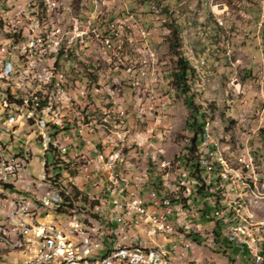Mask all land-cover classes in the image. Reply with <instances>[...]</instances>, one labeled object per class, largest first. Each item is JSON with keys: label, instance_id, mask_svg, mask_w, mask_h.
<instances>
[{"label": "rangeland", "instance_id": "1", "mask_svg": "<svg viewBox=\"0 0 264 264\" xmlns=\"http://www.w3.org/2000/svg\"><path fill=\"white\" fill-rule=\"evenodd\" d=\"M86 1L89 0H73V9L82 10ZM96 1L97 10L103 11V25L109 21L108 26H102V33L114 27L120 29L116 37L120 49L116 48L115 57L112 55L111 74L102 69L104 60L101 55V61H91V56L78 47V51L74 49L75 52H70L68 57L75 66L64 62L62 64L66 67H57L59 52L52 50L35 61L40 73L52 75V82L56 78L59 82H67L70 87L79 88L73 89V96H77L84 109L90 112L87 113L90 114L87 122L91 127L85 128V135L97 138L99 144L109 149L110 162L121 171L118 172L119 180L130 178L138 190H147L148 177L152 174H157L158 178L161 176V179L164 177L165 182L178 186L185 193L183 203L186 208L182 211L186 213L195 200L189 198L194 187L182 162L191 137L186 127L189 110L171 81L175 57L168 48L172 25L178 24L182 37L180 49L193 68H197L195 73L198 71L191 88L196 95L195 102L216 107L213 114H208L205 134L210 137L212 148H216L213 150L217 158L226 165L222 166L218 160L214 163V170L218 173L225 169L232 175V171H237L243 177L242 180L231 178L229 181V184L237 183L239 195L236 193L231 198L236 202L241 200L242 208L235 205L236 210L226 211L222 202L220 211L225 213L215 214L225 219L222 220L224 228L237 222L250 231L259 230L260 223L264 222V135L260 133L264 131V0ZM11 4L12 0L0 2L3 11L11 9V15H18L19 6ZM59 10L56 15H63V8ZM127 10L137 16L130 19L125 14ZM4 16L10 19L9 13ZM47 20L45 27L50 25L56 32L52 5ZM122 63L138 84H129L128 77H123ZM62 93L63 89L52 95L53 108L49 114L41 115L45 125L56 124L60 128L62 121L72 124L71 118H76L79 101H72ZM116 102L124 103L123 111H130L132 115L117 111ZM137 110L142 111L141 116H137ZM19 114L20 121L28 122V128L24 125V129L34 141L31 160L24 163L21 174L29 172L36 180H44L45 176L49 180L64 177L63 171L52 168L54 156L47 160L42 155L45 149L42 122L31 119L27 111H19ZM85 114L78 112V120H86ZM56 133L52 140L60 136ZM49 134L52 136L51 131ZM241 158L252 165L254 172L247 171L239 161ZM106 164L108 160H102L101 154H94L90 166H81L77 176L62 180L63 185L67 181L74 182L89 199L105 202L106 193H91L92 189L107 188L108 181L92 180L83 186L79 177L96 176L97 170L104 172ZM154 180L150 182L156 183ZM241 188L247 190L244 195ZM208 203L197 198L193 213L197 214L198 208L207 204L208 216L204 221H189L197 224L194 225L195 233L204 235V240L210 236L212 228L207 220L214 214ZM249 223L255 226H249ZM187 252L189 255L192 250ZM232 255L229 251L228 256Z\"/></svg>", "mask_w": 264, "mask_h": 264}, {"label": "built area", "instance_id": "2", "mask_svg": "<svg viewBox=\"0 0 264 264\" xmlns=\"http://www.w3.org/2000/svg\"><path fill=\"white\" fill-rule=\"evenodd\" d=\"M97 3L89 0L82 5V10H74L73 0H52L53 25L56 26L55 46H61V49L73 52L74 47H81V51L91 56V61H101V55L104 60L102 69H106L108 74H111L113 57L120 49V42L116 34H102V26H108V21L106 25H103V11L97 10ZM11 6H19L18 15H11V9H9L11 29L17 35L26 37L25 49H27L28 58L41 60V45L31 39L29 34H23V24L33 26L29 1L12 0ZM56 8H63V15H56ZM125 14L132 18L137 16L130 10H127ZM58 62L76 65L68 61L66 57H59ZM122 65L124 66L123 77H128V83L138 84L133 80L134 75H129L127 66L124 63ZM0 72L14 73L12 57L7 55V45L1 43ZM53 83L62 86L67 98L79 101V108L75 109L76 118H71L72 128L64 126L60 129L58 138L63 143V156L69 157L77 169H81V166H90L94 154H101L102 160H108L107 172L97 170L96 176H81L79 179L83 182V186L90 184L92 180H99L112 181V187H118V194H110V188L92 189L91 193L94 195L106 193L107 198L117 202L115 220H118V227H111L100 220L99 214L90 211L89 214H94V221H87V217H82V210L46 176L44 180H36V177L29 172H23L20 178H13V169H16V166L30 162L34 141L29 132L24 129V125L28 128V122L18 120L10 111L0 110V181H6V188L0 189L10 190V201L0 199V235H5L10 242H15L16 228H23L28 236L36 237V251L28 252L22 262L13 263L7 258V262L0 264H30V258L33 255H41L40 264H190L186 252L197 244L187 239V232L195 231L194 227L187 224V219L194 213H183L179 191L172 183L163 182L166 184L165 192H172L177 197V205H166L163 202L165 192H156L150 187L147 190H138L130 178L119 180L114 174L113 163L110 162L109 149L99 144L97 138H88L85 135V128L91 125L87 120H78V112L90 113L84 109V104L77 96H73V89L79 88L70 87L67 82H59L56 78ZM0 103H15V96L0 93ZM123 104L116 102V110L124 112L125 115H132L130 111H123ZM136 112L137 116H141V110ZM40 126L44 133L45 149L42 155L45 157L48 151L49 131L48 127ZM209 142H211L210 139ZM202 146H205V143ZM203 180H207V176L200 177L199 186L207 190L203 187ZM13 193H20L21 201H14ZM218 193H222L221 185ZM206 206L207 204H204L202 209ZM34 213L42 214V227H34ZM129 216L151 220V226L160 227L161 232L167 233L171 246L167 247L161 242H146L144 236L138 235L136 228L130 226ZM213 218L220 224L221 231L216 236L213 228H210L209 239L203 240L206 247L220 248L226 242L244 252V257L251 264H264V242L250 244V242L236 240L239 229L222 228V220L225 219L216 216L215 213ZM11 219H23V227H11ZM52 219L60 220V226L67 229V236L55 235ZM121 238H135V245L133 247L119 246ZM174 254L182 261L181 263L174 261L172 257ZM234 262H240L238 255L234 258ZM199 264L202 263L199 261ZM203 264L220 263L210 259Z\"/></svg>", "mask_w": 264, "mask_h": 264}, {"label": "bare ground", "instance_id": "3", "mask_svg": "<svg viewBox=\"0 0 264 264\" xmlns=\"http://www.w3.org/2000/svg\"><path fill=\"white\" fill-rule=\"evenodd\" d=\"M27 1H29L30 18L33 19V26H30V24H23V34H29V37L31 39H33L39 45H41L40 58L45 57V55L48 52H51L52 50H55V52L57 53L60 51L64 52V56L66 58L69 57L70 52L72 53L73 51H69L68 49H61V46H55L56 32H53L51 30L50 25L48 27L47 26L45 27V22L48 21L47 20L48 12L51 9L52 0H27ZM93 2H97V1L93 0ZM97 8H98V4H97ZM59 9L61 8H56V11H60ZM6 13H9V11H3V8H1L0 6V43L3 44V41H8V44H6L7 55L8 57H12L14 73L0 72V93H5V95L7 96H15V103H0V110L10 111L18 120L21 117L19 111H27L28 113L31 114L30 115L31 119L36 120V122H40V123L42 122V125L46 127L49 124L45 125L43 120L41 121V115L45 112L49 114V110L53 108L52 95L62 91L63 88H61V86L59 88L58 86H55L56 87L55 90L53 88L51 89L50 85L52 83V75L51 76L48 74L42 75L38 70V67L35 62L37 58H28L27 49H25L26 37L24 35H17L16 33H14L13 29H11L10 27V19L4 16ZM129 18L133 19L132 17ZM119 31H120L119 27L117 28L114 27V29H111L108 32L102 34H109L111 32L112 34L118 35L117 32ZM78 48L81 49V47ZM74 49L76 50V47H74ZM34 94H38V95L40 94V96L42 97L47 96L49 101V102L47 101L49 103L48 106L42 109H37V107H35L34 105L29 106L28 102L30 101V97H32ZM22 99L24 100L21 101ZM18 104L23 106L21 107ZM209 139L210 137L204 134L203 140L198 147V151L201 155V162H200L201 167L209 170L208 172H206L204 176V177L207 176V180L204 181L206 182V184L212 185L210 189L213 192L220 191V185H221L222 193L219 194L223 198L226 211L230 209L236 210L235 205H237L239 208H242L243 202L241 200H239V202H236L231 198L234 196V194L237 193V189H238L237 183L234 181L233 183L229 184L231 178H237L236 180H242L243 179V177H241L242 173L237 171H232L233 175L231 176V173H229L231 171H227L225 169L218 173L215 172L214 163L220 159L217 158L212 148V143L209 142ZM50 141L52 143V146L54 147L53 149L63 152V143H61L60 140H58V138L53 140L52 138H48V142ZM204 143L205 146H202ZM239 161L243 162L242 165L245 168H247L248 172H254L252 165H249L248 164L249 162L245 161L244 158H241ZM218 162H221L220 164L222 166L226 165V163L223 160H220ZM69 163L71 164L72 169L77 172L76 174H78L77 167L73 163H71V160L69 161ZM113 167H114V174L117 175L119 179L118 172L121 171L119 170V168L116 167L115 164H113ZM104 168H105L104 172H107L108 164H106ZM22 169H24V163L22 164V166H16V169H13V178H20ZM210 171H212V173ZM248 177L250 178L252 176L250 175ZM216 178L218 181L216 180ZM161 181H162L161 185L163 188V192H165L166 184L163 183L165 182L164 177L163 179H161ZM0 188H6V181H0ZM107 188L112 189L111 190L112 194H118V187H112V181H108ZM174 188L177 191H179V200L182 203L185 200V193H182L181 192L182 190H180L178 186H174ZM0 199L2 201H10V190L0 189ZM13 200L21 201V194L13 193ZM104 200L105 202H103V200L100 199L98 203L94 204L92 207L83 206V208L81 209L82 217H87V221H94V214H99L100 220L103 219V222H106V224L110 225V223H112L113 217L114 218L117 217V202H112L110 198ZM173 200L176 202H173ZM163 202L166 205H177V197L172 192H165L163 193ZM108 207L110 208V210H107ZM89 211L94 214H89ZM130 217L134 219L139 216H130ZM129 223L130 226L133 227L131 220H129ZM33 225L34 227H42V220L40 218V213L33 214ZM252 225L255 226V224L249 223V226ZM11 227H23V219H11ZM52 227L55 228L56 236H67V229L60 226V220L59 221L56 220L55 222H53ZM111 227H118V224L116 226H111ZM157 228L160 229V227H155L154 230L150 229L146 232V236H144L146 242H154L152 237L155 233H157ZM228 228L239 229V233H236V240L250 242V244H260L264 242V222L260 223V229L257 230L256 228L255 231H250L247 226H244L241 223H237V222L229 225ZM134 245H135V238L119 239V246L133 247ZM35 251H36V237L28 236V234L23 231V228H16L15 242H10V240L5 235H0V263L7 262V258H9L13 263H20L22 262V259H24V257L27 256L28 252H35ZM40 262H41V255H33L30 258V264H40Z\"/></svg>", "mask_w": 264, "mask_h": 264}, {"label": "trees", "instance_id": "4", "mask_svg": "<svg viewBox=\"0 0 264 264\" xmlns=\"http://www.w3.org/2000/svg\"><path fill=\"white\" fill-rule=\"evenodd\" d=\"M168 48L170 52L175 57L174 61V70L171 74V81L175 85V88L179 91L182 101L189 110V116L186 120V127L191 133V137L189 139V143L186 145L187 153L182 158L183 165L185 167V170L188 172V176L190 179L191 184L194 187V192L192 193V197L197 200V198H202L201 191L203 190L202 187L199 186L200 177H204L206 172H208V169H205L201 167V155L198 151V147L200 143L203 140V136L206 132V124L208 122V114L209 112L213 114L216 111V107L214 105L209 106H203L202 104L196 103L195 98L196 95L192 91V82L195 79L196 73L193 66L190 64L188 59L184 56L183 51L180 49L181 47V34H180V26L178 24L172 25V31L171 35L168 37ZM59 57H65L64 52H59L56 60V66L62 68L66 67L67 65L62 64L64 62H58ZM70 57V56H69ZM68 60V57H67ZM68 64V63H67ZM65 65V66H64ZM53 81V80H52ZM51 89L53 88L55 90V85L52 82L50 85ZM39 97V98H38ZM45 99V100H44ZM22 99L21 101H23ZM43 105H42V103ZM44 101V102H43ZM48 97L47 96H40V94H34L32 97H30L29 106L34 105L37 107V109H42L44 107L48 106ZM40 103V104H39ZM36 104V105H35ZM38 105V106H37ZM42 105V106H41ZM90 117V114H85V118L88 121ZM63 126L58 127L56 124L47 125L49 132L53 134L50 136L55 137V133H60V129H62L64 126L65 128H72V124H67L66 121H62L61 123ZM46 126V127H47ZM56 130V131H55ZM56 133V134H57ZM262 135H264V131H260ZM51 141L48 142V151L45 154V158H51L53 159L54 156V165L52 166L53 169H59L60 171H63L65 173V176H58L54 178L53 180H49L54 185H57L64 193L69 197V199L75 203L80 209L83 208V206L86 207H92L94 204L98 203L97 200L89 199L88 195H85L82 192V189H78L77 185L74 182H68L63 185L62 180L65 181V179L69 177L76 176L77 172L72 169L71 164L69 161L71 160L67 156H63V152L58 151L56 149H53ZM213 149L216 151V148L213 147ZM45 170H48V165H45ZM212 173V171H210ZM67 175V176H66ZM151 178V179H150ZM148 177V186L152 187L156 192H163V188L161 186V176L160 178L157 177V174H152L151 177ZM157 181L156 183L150 182L151 180ZM154 180V181H155ZM217 180V178H216ZM218 181V180H217ZM209 186V187H208ZM62 187V188H61ZM203 187L207 188V190H203V199L205 201H208L211 205V207L214 209V213L216 214L223 208L222 204V197L218 192L211 191L212 185L206 184V182L203 180ZM184 189V186L182 187ZM198 190V191H197ZM241 193L244 195L245 190L244 188H241ZM213 201H212V198ZM173 202H176L173 200ZM183 208H186L185 204L182 202ZM207 207V206H206ZM199 218H207L208 212L205 209H199L198 210ZM212 224V228L216 236H218V232H220V224L212 217H209L208 220ZM223 223V221H222ZM111 226H113L112 223H110ZM222 228L223 225H222ZM218 230V231H217ZM188 236L197 243H203V240H200L201 236L199 233H188Z\"/></svg>", "mask_w": 264, "mask_h": 264}, {"label": "crops", "instance_id": "5", "mask_svg": "<svg viewBox=\"0 0 264 264\" xmlns=\"http://www.w3.org/2000/svg\"><path fill=\"white\" fill-rule=\"evenodd\" d=\"M231 176H232V174H231ZM235 195L236 194H234V196ZM237 195H239V193H237ZM189 198L192 200V192L189 193ZM192 201H193V205L191 207H189L187 211L193 212V209H194V201L195 200H192ZM198 210H199V208H198ZM187 211H186V213H187ZM221 212L222 213L223 212L225 213V211L222 210V211H219L218 214L219 213L221 214ZM41 215L42 214L40 213V217H41ZM104 218H106V217H104ZM109 218H112V217H109ZM192 219H200V220L204 221V219H206V218H202V219L199 218L198 213L197 214H191V215H189V217L187 219L188 220V223L187 224L189 226H191V227H194V225H197V224L196 223L194 224L192 222H189ZM56 220L59 221V219H52V223L55 222ZM129 220L132 221V226L136 228V233L138 235L146 236V232L148 230H150V229H153L154 230L155 229V227L151 226V220H149V219H144L143 217H136V218L133 219V218H131L129 216ZM101 221H103V219H101ZM112 224H113V226H116L118 224V220H115L114 217H113V220H112ZM188 233H190V232H187V238H188V240L189 241H193L188 236ZM192 233H195V231L192 232ZM152 239H153L154 242H161V243H165V244L170 243L168 241V235H167V233L161 232V230L158 229V228H157V233H155L153 235ZM200 240H204V235L201 236ZM195 243L197 245H195L194 248L190 249V250H192V253H190L188 255V252H186V254H187L186 257H187L188 260H190V264H199V261H200V263L203 264V263H205L206 261H208L210 259L215 260V261L219 262L220 264H251L250 261L247 258L244 257V252H241V250L238 247L234 246V245H231V244H228V243L224 242L223 245H222V247H220V248H218V247L209 248V247H206L203 243H197V242H195ZM200 251H201V253H200ZM229 251H232V253H233L232 256H228ZM237 255L240 257V262L239 263L234 262V258ZM172 257H173V259H174L175 262H177V263H181L182 262L176 256V254L172 255ZM194 258H197V259H194Z\"/></svg>", "mask_w": 264, "mask_h": 264}]
</instances>
